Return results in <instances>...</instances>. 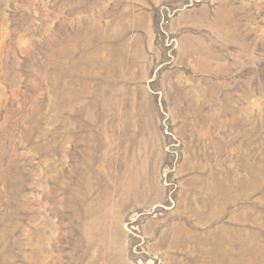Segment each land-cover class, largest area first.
<instances>
[{
  "label": "rangeland",
  "instance_id": "obj_1",
  "mask_svg": "<svg viewBox=\"0 0 264 264\" xmlns=\"http://www.w3.org/2000/svg\"><path fill=\"white\" fill-rule=\"evenodd\" d=\"M0 264H264V0H0Z\"/></svg>",
  "mask_w": 264,
  "mask_h": 264
}]
</instances>
